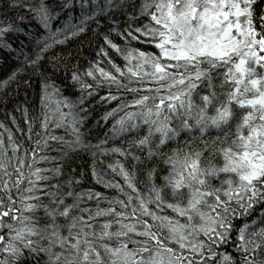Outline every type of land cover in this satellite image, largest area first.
<instances>
[{
	"label": "snow or ice",
	"instance_id": "obj_1",
	"mask_svg": "<svg viewBox=\"0 0 264 264\" xmlns=\"http://www.w3.org/2000/svg\"><path fill=\"white\" fill-rule=\"evenodd\" d=\"M0 113V264H264V0H0Z\"/></svg>",
	"mask_w": 264,
	"mask_h": 264
},
{
	"label": "trees",
	"instance_id": "obj_2",
	"mask_svg": "<svg viewBox=\"0 0 264 264\" xmlns=\"http://www.w3.org/2000/svg\"><path fill=\"white\" fill-rule=\"evenodd\" d=\"M88 51H89V50H88L87 48H85V55H88ZM19 99L22 100V99H23V95H21V97H20ZM35 102L38 103V97L35 98ZM16 115H17V117H19L20 114H19V113H16ZM2 119H4V117H3V114L0 113V120H2ZM21 123H23L22 120H21ZM9 126H11V125H9ZM116 179L119 180L120 178H119V177H116Z\"/></svg>",
	"mask_w": 264,
	"mask_h": 264
}]
</instances>
